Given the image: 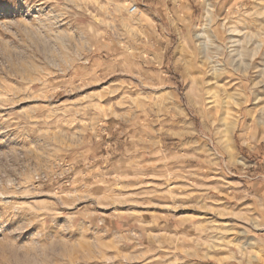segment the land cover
Returning a JSON list of instances; mask_svg holds the SVG:
<instances>
[{"label": "rangeland", "instance_id": "374dc122", "mask_svg": "<svg viewBox=\"0 0 264 264\" xmlns=\"http://www.w3.org/2000/svg\"><path fill=\"white\" fill-rule=\"evenodd\" d=\"M0 264H264V0H0Z\"/></svg>", "mask_w": 264, "mask_h": 264}, {"label": "built area", "instance_id": "2783aa9c", "mask_svg": "<svg viewBox=\"0 0 264 264\" xmlns=\"http://www.w3.org/2000/svg\"><path fill=\"white\" fill-rule=\"evenodd\" d=\"M137 10V6L133 5V6H130L129 8V13H135Z\"/></svg>", "mask_w": 264, "mask_h": 264}, {"label": "bare ground", "instance_id": "6f19581e", "mask_svg": "<svg viewBox=\"0 0 264 264\" xmlns=\"http://www.w3.org/2000/svg\"><path fill=\"white\" fill-rule=\"evenodd\" d=\"M207 8H210V7H207ZM209 10V9H208ZM208 12V11H207ZM211 15V13L209 14V16ZM206 17H208V16H206ZM204 18V17H203ZM205 20H207V19H205ZM203 31V30H202ZM206 31H208V29L206 30ZM206 34H208V33H206ZM197 37L199 38L200 37V35H197ZM206 37V36H205ZM205 42V41H204ZM205 50V49H204ZM206 54V53H205Z\"/></svg>", "mask_w": 264, "mask_h": 264}]
</instances>
